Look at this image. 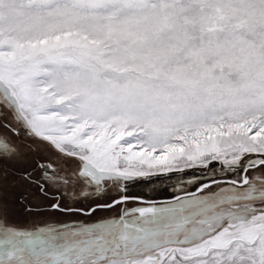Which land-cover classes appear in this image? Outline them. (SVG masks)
Listing matches in <instances>:
<instances>
[{
  "label": "snow or ice",
  "instance_id": "obj_1",
  "mask_svg": "<svg viewBox=\"0 0 264 264\" xmlns=\"http://www.w3.org/2000/svg\"><path fill=\"white\" fill-rule=\"evenodd\" d=\"M0 264H264V0H0Z\"/></svg>",
  "mask_w": 264,
  "mask_h": 264
},
{
  "label": "rangeland",
  "instance_id": "obj_2",
  "mask_svg": "<svg viewBox=\"0 0 264 264\" xmlns=\"http://www.w3.org/2000/svg\"><path fill=\"white\" fill-rule=\"evenodd\" d=\"M168 187L167 183L161 184L159 182L151 184L149 187H137L135 190L145 196L152 198H163L166 194L164 189ZM155 189V191H153Z\"/></svg>",
  "mask_w": 264,
  "mask_h": 264
},
{
  "label": "water",
  "instance_id": "obj_3",
  "mask_svg": "<svg viewBox=\"0 0 264 264\" xmlns=\"http://www.w3.org/2000/svg\"><path fill=\"white\" fill-rule=\"evenodd\" d=\"M157 199H159V198H157Z\"/></svg>",
  "mask_w": 264,
  "mask_h": 264
}]
</instances>
